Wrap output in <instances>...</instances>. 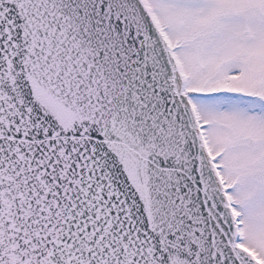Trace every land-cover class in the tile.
<instances>
[{
  "label": "snow or ice",
  "instance_id": "snow-or-ice-1",
  "mask_svg": "<svg viewBox=\"0 0 264 264\" xmlns=\"http://www.w3.org/2000/svg\"><path fill=\"white\" fill-rule=\"evenodd\" d=\"M0 264H264V0H0Z\"/></svg>",
  "mask_w": 264,
  "mask_h": 264
}]
</instances>
